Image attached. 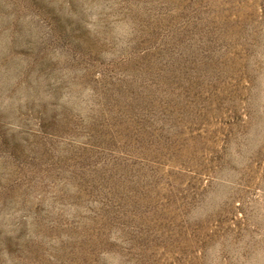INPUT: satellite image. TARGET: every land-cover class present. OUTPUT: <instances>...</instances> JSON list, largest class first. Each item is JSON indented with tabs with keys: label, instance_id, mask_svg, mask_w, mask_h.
Listing matches in <instances>:
<instances>
[{
	"label": "rangeland",
	"instance_id": "obj_1",
	"mask_svg": "<svg viewBox=\"0 0 264 264\" xmlns=\"http://www.w3.org/2000/svg\"><path fill=\"white\" fill-rule=\"evenodd\" d=\"M0 264H264V0H0Z\"/></svg>",
	"mask_w": 264,
	"mask_h": 264
}]
</instances>
